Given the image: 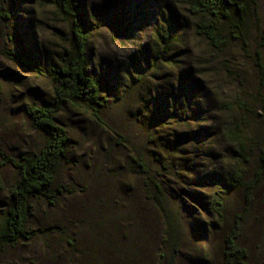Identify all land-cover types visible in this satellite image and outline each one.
<instances>
[{
  "label": "rangeland",
  "instance_id": "1",
  "mask_svg": "<svg viewBox=\"0 0 264 264\" xmlns=\"http://www.w3.org/2000/svg\"><path fill=\"white\" fill-rule=\"evenodd\" d=\"M9 1L13 7L4 9L0 0V14L9 10L14 13L9 22L0 19V152L14 158L41 145L40 135L30 128L21 107L40 91L45 97L49 86L14 66L3 52L19 48L22 39L32 44V37L35 44L48 50L49 57L53 56L55 47L63 44L57 30H66L54 15L51 0ZM79 1L88 24L89 71L108 76L105 81L111 85L112 94L106 96L102 123L69 110L59 116L71 141L60 170L65 190L52 206L43 200L34 203L28 225L37 229L60 223L64 235L43 238L39 234L32 241L6 248L0 253V264H224L221 243L226 230L233 227L237 228V246L245 252L243 263L264 264V175L249 193L240 190L228 195L220 220L202 208H193L196 214L190 220L209 230L205 235L189 233L182 220L178 221L176 252L166 242L164 221L146 199L145 179L138 175L133 160L140 158L155 171L162 163L163 138L188 129L182 127L184 122L154 124L153 128L142 125L170 87L164 76L167 71L139 74L132 64L134 60L143 66V46L157 43L155 37L165 30L163 20L169 17L170 6L186 24L185 30L173 32L174 42L187 48V63L191 61L199 70L212 69L201 71L198 78L212 81L208 86L217 105L240 96L249 104H257V99L264 98V85L261 89L254 63V52L262 44L260 63L264 68V0H255L256 14L251 15L252 24L245 36L247 52L231 46L224 54L211 51L193 33V19L182 0ZM222 62L228 64L233 78L222 70ZM222 119L224 115L219 113L214 124ZM150 137L153 141L147 143ZM221 145L225 146V141L218 139L215 147ZM1 163L0 157V204L7 201L2 186L5 189L14 177L12 170ZM255 165V160L249 163L250 168ZM164 182L168 192L182 186L179 175L168 176ZM183 202L192 206L185 199ZM64 236L72 246L65 243Z\"/></svg>",
  "mask_w": 264,
  "mask_h": 264
},
{
  "label": "trees",
  "instance_id": "2",
  "mask_svg": "<svg viewBox=\"0 0 264 264\" xmlns=\"http://www.w3.org/2000/svg\"><path fill=\"white\" fill-rule=\"evenodd\" d=\"M1 1L4 9L13 7L9 0ZM182 3L193 19V33L205 41L211 51L224 54L235 46L247 52L249 44L245 36L252 24L250 17L256 14L255 0H182ZM51 5L54 15L66 30H57L63 44L55 47L53 56L49 57L48 50L35 44L32 37V44L22 39L19 48L3 52L14 66L48 85L49 92L45 97L41 91L36 93L34 99L21 107L28 125L41 137L38 149L14 158L0 152L1 164L8 166L14 174L8 186L1 188L7 201L0 204V253L19 243L32 241L39 234L43 238L53 234L64 235L60 223L37 229L28 225L34 203L43 200L52 206L65 190L60 170L66 162L71 141L60 124L59 116L69 110L102 123L106 96L112 94L111 85L105 81L108 76L89 71L88 24L80 1L51 0ZM168 7L169 17L163 20L165 30L155 37L157 43L143 46L140 58L143 66L132 61L139 74L167 71L164 76L170 87L150 109V117L141 123L145 128H153L154 124L164 126L184 122L182 127L188 130L163 138L162 163L155 171L140 158L134 159L133 163L139 169L138 175L145 179L146 199L164 221L166 242L176 252L180 232L178 221H186L189 233L205 235L209 230L201 228L195 219L190 220L196 214L193 208H202L220 220L228 195L240 190L249 193L264 175V98L257 99V104L253 105L240 96L217 105L212 88L208 86L212 81L204 82L198 78L203 74L201 71L212 69L199 70L191 61L186 62L187 48L183 44H175L172 37L173 32L185 30L186 24ZM13 16L9 10L1 13L0 19L9 22ZM262 51L263 45L259 44L254 52L261 89L264 85V68L260 63ZM227 65L222 62L221 68L228 78H233ZM256 95L261 97L259 91ZM219 113L224 115V119L214 124ZM218 139L225 141V146L215 147ZM151 141L152 137L147 143ZM254 160L255 168H250L249 163ZM171 175H179L181 180L182 186L175 192H168L164 182ZM183 199L192 206L185 205ZM236 229L228 228L224 234L221 243L224 264H244L246 256L244 250L237 246ZM66 239L64 236L65 243L72 246L71 240Z\"/></svg>",
  "mask_w": 264,
  "mask_h": 264
}]
</instances>
